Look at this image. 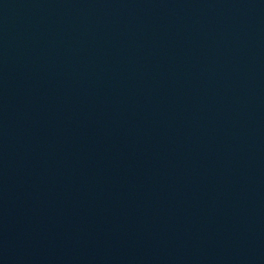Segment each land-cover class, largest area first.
I'll use <instances>...</instances> for the list:
<instances>
[{
	"label": "water",
	"instance_id": "95a60500",
	"mask_svg": "<svg viewBox=\"0 0 264 264\" xmlns=\"http://www.w3.org/2000/svg\"><path fill=\"white\" fill-rule=\"evenodd\" d=\"M0 264H264V0H0Z\"/></svg>",
	"mask_w": 264,
	"mask_h": 264
}]
</instances>
